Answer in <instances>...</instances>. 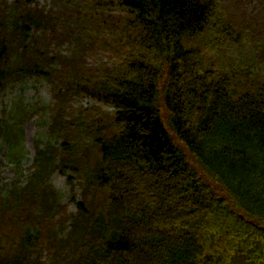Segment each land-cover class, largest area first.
<instances>
[{
    "label": "trees",
    "instance_id": "16d2710c",
    "mask_svg": "<svg viewBox=\"0 0 264 264\" xmlns=\"http://www.w3.org/2000/svg\"><path fill=\"white\" fill-rule=\"evenodd\" d=\"M255 1L0 0V95L37 78L56 100L0 120L18 168L19 125L50 110L55 139L37 140L24 181L0 180V264H264ZM249 41L258 53L245 63L234 52ZM85 98L114 111L95 116Z\"/></svg>",
    "mask_w": 264,
    "mask_h": 264
},
{
    "label": "rangeland",
    "instance_id": "374dc122",
    "mask_svg": "<svg viewBox=\"0 0 264 264\" xmlns=\"http://www.w3.org/2000/svg\"><path fill=\"white\" fill-rule=\"evenodd\" d=\"M9 1L13 2L15 0ZM36 1L43 7L54 5V0ZM247 3L251 8L254 5L259 6L264 4L257 0L254 3ZM65 52L71 53V48L65 47L64 53ZM257 53L258 51L251 41L247 42L243 48H239L234 52L236 59H241L245 63L256 58ZM91 61L96 62V60H88L89 63ZM21 101L25 106L29 107L31 111H34L37 104H40V106H50V108L53 109L56 100L53 96L52 84L45 79L28 78L25 81L10 85L7 90L0 95V120L7 119L11 115L14 105ZM78 107L83 109L90 108V110L94 111L95 116H102L105 113H112L114 111L113 109L105 108L88 98L79 102ZM51 118V112L50 110H47L37 114L25 124L19 125L22 129V145L26 150L20 168H18L8 157L9 142L4 137L0 136V180L4 189L6 188L5 186L8 187L13 184L17 178L16 176H19V173L23 175V181L30 175L29 173L34 162L35 146L38 139L44 144L55 142L54 137L51 136L48 131L52 121ZM85 144H88V142H85ZM50 184L54 187L55 191L58 192L62 205H68V212H74L75 206L70 204L73 190L68 184L67 176L55 172L50 178ZM68 231L69 225L67 226V230H65V235Z\"/></svg>",
    "mask_w": 264,
    "mask_h": 264
}]
</instances>
